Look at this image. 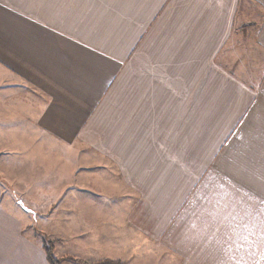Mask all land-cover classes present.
<instances>
[{"label": "crops", "instance_id": "crops-1", "mask_svg": "<svg viewBox=\"0 0 264 264\" xmlns=\"http://www.w3.org/2000/svg\"><path fill=\"white\" fill-rule=\"evenodd\" d=\"M169 1L0 0V150L21 146L11 151L15 174L71 175L92 193L111 191L116 176L136 197L75 200L91 215L49 221L65 256L186 264L209 255V241L191 242L200 225L187 235L184 210L211 175L221 209L238 205L226 215H249L255 236L264 233V0ZM180 127L190 147L175 157ZM25 179L11 180L10 195L0 182V264H47L36 218L20 207L51 188ZM116 207L128 210L116 216ZM210 239L215 256L238 254Z\"/></svg>", "mask_w": 264, "mask_h": 264}, {"label": "rangeland", "instance_id": "rangeland-1", "mask_svg": "<svg viewBox=\"0 0 264 264\" xmlns=\"http://www.w3.org/2000/svg\"><path fill=\"white\" fill-rule=\"evenodd\" d=\"M174 2V0H170L168 2V7L171 6V4ZM245 19V17H244ZM249 123L247 126L248 130H254L255 127ZM191 130V129H190ZM258 130V129H257ZM188 129L186 128H176L174 129V155L177 157L176 147L178 148V155L184 156L187 155L185 153V146L190 147V139H188L187 136ZM242 139L244 140L246 138H249L247 134L244 132L241 133ZM240 135V137H241ZM176 139V141H175ZM188 142H185V141ZM240 140V139H239ZM237 140V141H239ZM209 146L208 143L203 148H200L202 151L205 147ZM212 146V145H210ZM26 145H24V148ZM10 145H4V148L0 150V166L2 170V174L0 175V182L2 183L4 190L10 195V189L11 188V180H19V179H29L34 180L35 178V188L38 189L42 186V183H47L49 185L45 186L48 188H51L50 190L43 192L39 191H33L30 196H28L29 200L27 203H24V207L20 210L27 214V212L30 211L33 212V216L35 219V243L36 247H38L41 252L43 253L44 259H46L45 252L43 250V241L45 242H53V254L56 259L59 260L60 264H93V263H100L102 261H111L108 259L100 260V261H90V259H76L72 256H65L62 254V251L59 249V246L62 244V238H59V234H57L58 227L57 224H51L49 221L55 220L59 215L65 214V215H76L79 211V215L83 213V211L77 210L75 208L74 202L75 200H98L99 202L103 199H110V201L115 203V206H120V202L124 199L133 198L134 196L126 197V192L124 189H122V185L120 184V179L116 176H112L110 178H113L114 180H117V184H115V187L110 186L111 191H99V192H89V191H79L77 190V186L74 181L75 177L71 175L67 176H49V175H39L37 172L34 176H18L15 174V171H13V165L12 160L15 159V157L12 155L11 151L17 152L20 150L21 146H16L14 149H9ZM19 148V149H17ZM224 147H222L218 154L222 153ZM61 151V150H60ZM59 152V151H58ZM57 152V153H58ZM18 153V152H17ZM57 155V154H55ZM70 157H73V154L69 152ZM68 155V157H69ZM189 156H192L190 153ZM234 156V153H229L228 151L224 152L221 156V161L219 164H217L218 169H221L223 173H226L225 168L228 167L230 162V159ZM196 164V160L193 161ZM200 161L197 160V164ZM204 161H202L201 164H203ZM14 164V163H13ZM27 167V166H26ZM26 167L24 170L26 171ZM211 169L214 168V165L211 164ZM198 170V169H196ZM4 171V172H3ZM13 172V173H12ZM214 172V169L212 170ZM185 172H182L180 174H183ZM66 178V179H65ZM107 177H105L106 180ZM108 178V179H110ZM182 176H176L174 177V181L180 180ZM64 179V180H63ZM84 179H86L84 177ZM26 180V179H25ZM66 180V182H64ZM89 180L90 179H86ZM181 182V181H179ZM77 183V182H76ZM218 181L217 179L213 178L212 175L209 177L208 181L205 183V190L201 192H197L194 197L192 198L191 206L187 208V210H184V214L187 216V220L189 218V222L186 225V231L187 235L191 236L196 231L195 228L200 225V233H197L193 236V239L191 240L192 243L198 244L199 241L205 242L209 241L211 246V253L209 255H204V257H191V259L186 264H196V263H202L203 264H264V233H259V236H255L257 233L255 231V223L251 222L249 220V217L251 216H243L245 220L239 219L237 217H232V215H226V212H234L235 209L238 210V205L232 204L227 206L226 208H222L220 206V203L218 200L214 199L211 196V192L216 193V196L218 197ZM28 186V185H26ZM30 186V185H29ZM24 190H25V186ZM32 188V186H30ZM107 188V186H105ZM193 192H190L189 195L193 194ZM222 194V192H220ZM23 194L27 197L26 192L24 191ZM108 194V196L106 195ZM42 195L45 196L46 200L50 199V201H47V206L42 205L44 201H41ZM182 193H180V198H182ZM21 198V197H20ZM136 198V197H134ZM22 200L25 198L22 196ZM21 199H17L21 202ZM187 199L189 200V197L187 196ZM23 200V201H24ZM14 203H17L16 201H13ZM85 202V203H86ZM49 204V205H48ZM72 205V206H71ZM29 206V207H28ZM84 208V214H81L83 216L91 215V208L88 206V204H85ZM106 211L105 207H99L92 209L93 211L97 210ZM29 210V211H27ZM83 210V209H82ZM110 210V208H109ZM128 210L127 208H114V211H116L115 215L118 216L119 214H124V212ZM244 210L246 211H252L253 209L251 207L245 206ZM36 212V213H35ZM77 212V213H75ZM99 214V213H95ZM227 219H225L226 217ZM40 223V224H39ZM44 225V226H43ZM45 227L47 230H45ZM30 231V229H29ZM28 231V232H29ZM51 234H54V236H51ZM215 236L217 239L220 240V244L224 240H226V247L227 249L231 248L233 253H237V255H219L215 256L216 250L220 249L213 240L210 239V236ZM258 240H255L257 239ZM255 240V241H254ZM257 245H256V243ZM252 245L254 247H252ZM221 253V252H220ZM249 253V254H248ZM184 257L179 258L176 260L175 264H182ZM201 258L202 261H199ZM47 262V260H46ZM120 262V261H119ZM47 264H49L47 262ZM125 264V263H124Z\"/></svg>", "mask_w": 264, "mask_h": 264}, {"label": "trees", "instance_id": "trees-1", "mask_svg": "<svg viewBox=\"0 0 264 264\" xmlns=\"http://www.w3.org/2000/svg\"><path fill=\"white\" fill-rule=\"evenodd\" d=\"M42 243H43V250L45 252L47 262L49 264H60L59 260L56 259L53 254V249H54L53 242L43 241ZM93 264H124V263L119 262V261H102L100 263H93Z\"/></svg>", "mask_w": 264, "mask_h": 264}]
</instances>
